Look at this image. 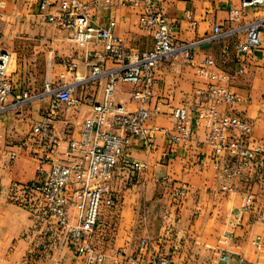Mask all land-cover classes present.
I'll use <instances>...</instances> for the list:
<instances>
[{
	"label": "crops",
	"instance_id": "crops-1",
	"mask_svg": "<svg viewBox=\"0 0 264 264\" xmlns=\"http://www.w3.org/2000/svg\"><path fill=\"white\" fill-rule=\"evenodd\" d=\"M0 2L4 4L0 41L12 56L9 102L24 93L33 96L22 107L0 114V264L23 260L84 264L57 239L56 231L14 204L9 192L13 184L30 182L41 168L49 169L62 157L68 140L79 137L84 119L93 104L102 100L108 81L104 75L93 79L92 64L103 62L106 70L118 64L102 57V41L70 40L68 30L54 27L40 13L37 1L32 5L26 0ZM156 6L167 15L175 40L197 43L195 60L165 59L158 64L153 96L146 105L154 111L147 124L156 128L155 148L134 141L129 155L147 167L135 175L117 169L112 183L115 204L102 206L93 240L106 252L104 264H129L130 258L140 256L143 238L149 242V253L169 255L179 264H226L221 255L229 252L231 264H239V258L245 264H264V177L246 170L241 179H225L214 148L206 142L204 124L190 148L175 146L171 156L167 154V134L162 130L174 128V108L191 104L196 92L207 87L210 79L199 75L197 67L212 58L218 69L231 76L229 86L238 97L232 110L253 123L250 145L264 151V46L247 56L246 69L240 72L236 44L245 40V30L209 39L216 25L223 30L240 28L262 16L264 10L243 8L241 0H156ZM232 10L236 11L233 20ZM94 11L101 26L116 21L114 32L127 48L143 52L153 47L152 30L144 29L139 21L143 5ZM46 81L73 84L77 102L71 112L58 111L54 130L62 146L43 161L47 151L33 128L50 109L52 97L34 96L43 91ZM133 89V84L121 82L116 92L117 101L128 110L140 107L131 98ZM177 186L188 189L181 200L174 193ZM248 192L255 197L254 205L243 210Z\"/></svg>",
	"mask_w": 264,
	"mask_h": 264
},
{
	"label": "built area",
	"instance_id": "built-area-1",
	"mask_svg": "<svg viewBox=\"0 0 264 264\" xmlns=\"http://www.w3.org/2000/svg\"><path fill=\"white\" fill-rule=\"evenodd\" d=\"M37 1L40 13L54 27L69 31V38L79 43L102 41L103 58H111L118 65L104 69L103 62L92 64L93 79L108 76L103 98L93 104L91 113L84 119L79 137L70 138L62 157L55 159L49 169L41 168L37 178L26 183H15L9 198L27 210L32 217L49 229L56 231L57 239L70 247L84 264H104L106 253L94 242V234L101 222V208L113 206L115 196L112 183L118 168L135 175L147 164L132 158L129 150L135 140L155 148L154 131L147 124L154 111L146 107L153 96L158 64L165 59L182 58L187 63L195 60L196 42L177 41L173 37L172 24L167 15L156 6V0H26ZM143 5L139 21L144 29L152 30L154 45L143 52L127 48L122 38L114 32L116 21L107 26L95 21L96 11L116 5ZM243 8L262 7L264 0H241ZM3 2H0V21L3 19ZM236 18L232 10L231 19ZM245 30V40L236 44L239 71L246 69L248 55L264 46V14L240 28L223 30L214 27L211 39L224 38ZM99 54V52H96ZM228 50L224 55L228 57ZM12 56L0 41V114L20 108L33 96L24 93L9 102L12 95ZM68 65H72L70 62ZM198 74L210 79L206 88L196 92L191 104L184 103L173 109L175 126L162 129L169 140L168 155L175 154V146L190 148L200 126L207 128L206 142L216 154V162L222 165L225 179H241L246 170L264 177V151L249 143L253 123L242 114L232 110L238 97L230 89L231 76L218 69L212 58L205 59L197 67ZM133 84L131 98L140 103L136 110H128L117 101L118 84ZM73 84H44L41 93L34 97L51 96L50 109L36 121L33 131L39 135L47 154L56 153L62 146L61 138L54 130L58 111L71 112L77 100ZM225 108H221V105ZM178 199L185 198V186L175 188ZM255 197L246 193L243 210L253 207ZM138 257H132L129 264H179L169 255L150 252L149 242L143 238ZM149 253V254H148ZM226 264H231V252L221 255ZM18 264H39L23 260ZM218 264V263H217ZM239 264L245 260L239 258Z\"/></svg>",
	"mask_w": 264,
	"mask_h": 264
},
{
	"label": "rangeland",
	"instance_id": "rangeland-1",
	"mask_svg": "<svg viewBox=\"0 0 264 264\" xmlns=\"http://www.w3.org/2000/svg\"><path fill=\"white\" fill-rule=\"evenodd\" d=\"M14 205V204H13ZM16 206V205H15ZM16 207H18V206H16ZM19 208V207H18ZM22 209V208H21ZM101 249V248H100ZM105 252V251H104ZM106 253V252H105ZM82 260V259H81ZM83 261V260H82ZM84 262V261H83Z\"/></svg>",
	"mask_w": 264,
	"mask_h": 264
}]
</instances>
